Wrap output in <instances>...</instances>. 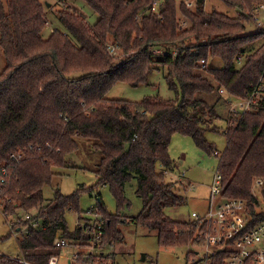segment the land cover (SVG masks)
Masks as SVG:
<instances>
[{"label":"trees","instance_id":"trees-1","mask_svg":"<svg viewBox=\"0 0 264 264\" xmlns=\"http://www.w3.org/2000/svg\"><path fill=\"white\" fill-rule=\"evenodd\" d=\"M85 1L99 14L96 23L63 9L59 18L65 31L56 29L44 38L47 18L40 0H0V46L7 60L0 73V204L14 220L28 212L32 216L23 224L39 220L46 226L31 223L30 234L21 240L27 259L37 264L60 253L54 245L57 236L82 240V245L93 238V228L69 227V210L78 211L80 218L96 215L103 227L97 240L100 252L88 259L91 264H117L107 250L125 241L122 223L157 231L161 246L192 245L197 224L166 212L188 201L187 186L166 173L177 167L170 154L173 136H191L200 149L216 155L217 146L206 133L218 131V103L223 99L230 109L228 98L243 97L264 73V28L247 31L264 0H223L238 7L234 16L208 12L207 0H196L194 9L186 1L163 0L157 11L155 0ZM111 41L120 54L110 52ZM155 47L167 50L156 54ZM240 55L244 61L238 66ZM211 58L222 59L224 65L210 66ZM156 69L164 72L177 99L108 97L118 82L148 83ZM221 88L225 94H219ZM261 104L241 118L230 113L233 121L224 131L227 145L218 163L223 196L248 200L253 225L264 219V185L259 197L254 189L255 179L264 178V94ZM80 138L90 140L102 155L96 186L83 184L72 194L57 188L46 198L44 187L52 185L56 169L74 161ZM133 180L142 208L131 216L123 209L131 206L127 186ZM102 185L110 188L117 211L108 210L101 194L90 212L82 210V192ZM260 200L259 210L253 203ZM0 264L24 263L1 255Z\"/></svg>","mask_w":264,"mask_h":264},{"label":"rangeland","instance_id":"rangeland-1","mask_svg":"<svg viewBox=\"0 0 264 264\" xmlns=\"http://www.w3.org/2000/svg\"><path fill=\"white\" fill-rule=\"evenodd\" d=\"M45 7L47 18L46 26L42 32L44 38L51 36L56 29L64 30L65 27L60 21L59 13L63 9L76 10L83 15L90 24H94L99 19V14L85 0H40ZM186 1V4L194 9L196 0H178ZM189 2V3H188ZM238 8V7H237ZM236 7H231L223 0H207L206 9L208 12L218 10L228 15H237ZM264 28V12L261 13L258 22L247 24V31H256ZM259 41L255 46L258 47ZM255 46L249 47L253 50ZM160 51L165 48L160 47ZM169 49V48H168ZM174 51H176L174 49ZM120 54V53H119ZM210 66H223L224 62L220 58H211ZM243 64V63H242ZM242 64H238L241 66ZM7 65L5 54L0 46V73L3 72ZM162 70L156 69L150 74L148 83L139 86H133L127 82H118L109 92L110 98H124L130 101L138 102L146 96H160L163 98L177 99L178 94L170 88L166 77ZM220 91V90H219ZM225 94L224 92H219ZM223 98V97H222ZM217 99V97H214ZM213 101V100H212ZM223 99L218 103L222 112V119L217 122L218 131L209 130L206 133L207 138L213 142L218 151L221 153L227 145V137L224 133L225 129H229L233 120H231L230 110L224 105ZM261 98H260V107ZM80 147L73 156L72 162L66 167L56 169L57 174L54 177L52 185L44 187L46 198L50 199L54 196L55 190L60 188L65 194H72L80 185L86 184L88 187L96 186L97 177L95 170L100 161L101 153L93 148V144L86 138H80ZM170 154L174 159L177 167L174 171H168V179H177L181 186H187L188 201L177 208H167L166 212L176 219H192V212L196 211L203 214L210 206L209 194L210 187L214 180L215 173L219 163V156L212 155L200 149L193 138L188 135L177 133L173 136L170 146ZM158 168H162L158 164ZM195 186V188H190ZM136 181H131L127 186V195L131 200V206L123 209L124 212L133 216L140 212L142 208V200L135 192ZM99 194L104 200L107 208L111 212L117 211L116 200L108 186H98L94 191H83L81 196V209L90 212L91 207H95L99 200ZM263 205V204H262ZM28 213L20 212L18 215ZM87 215H90L87 214ZM21 215L20 217H22ZM93 216V215H92ZM66 219L71 229H76L80 220L93 221L94 217L80 218V213L76 210H69L66 213ZM14 215L9 213L7 216L0 204V256L7 255L15 259L27 258L26 251L21 244L23 239L22 232H13ZM121 227L126 234L125 241L117 242L109 247L108 253L115 257L117 264H186V254L188 250L197 249L195 245L183 247H165L158 242L157 231L145 228L135 223H122ZM61 250V251H60ZM60 253L65 252L67 257L60 259V264H69L68 256L71 252L65 249H59ZM143 254L146 255L143 260ZM74 264H89L87 262H74Z\"/></svg>","mask_w":264,"mask_h":264},{"label":"built area","instance_id":"built-area-1","mask_svg":"<svg viewBox=\"0 0 264 264\" xmlns=\"http://www.w3.org/2000/svg\"><path fill=\"white\" fill-rule=\"evenodd\" d=\"M189 3V2H188ZM163 4V0H155L153 8L157 11L158 6ZM245 12V11H244ZM264 12V2L256 6L252 13L253 20L258 22L261 13ZM110 52L113 55L120 53V47L113 41L108 43ZM160 47H155L152 51L156 54L165 53L160 51ZM172 53L176 51L172 50ZM238 64H242L244 56H238ZM221 92L225 90L220 89ZM264 94V73L258 83L253 85L251 90L245 92L241 98L229 97L230 113L239 114V118L246 111H258L260 107V98ZM228 129V128H227ZM225 129V131H227ZM217 156H221L219 151ZM14 158H20L22 154H12ZM4 172H6L4 170ZM168 173V171H166ZM264 185V178H256L254 181L255 195L259 197V192ZM195 188V186H190ZM209 204L207 211L203 214L192 212V221L197 224V230L194 236V243L197 249L188 250L191 252L190 258L186 264H264V219L259 220L254 225L249 216L251 203L244 198H227L223 196L222 176L218 171L215 173L214 180L210 187ZM258 209L262 205V200L253 203ZM6 214V213H5ZM8 214H6L7 216ZM23 215L22 217H20ZM13 220V232H22L23 235L30 234V224L35 227L45 228L39 220H33L31 223L23 224L31 218L30 213H24ZM93 221L80 220L78 225L84 227L86 231L94 229L93 238L87 245L80 244L82 240H72L67 237L57 236L54 239V245L59 249H65L71 252L68 260L74 262H88V259L99 253L97 240L103 235V227L98 223L99 218L93 215ZM21 222V223H19ZM187 251V252H188ZM54 253L50 256L47 264H60L61 257H67V254ZM24 264H37L26 257L20 259ZM69 263V262H68ZM91 264V263H89ZM98 264V263H96Z\"/></svg>","mask_w":264,"mask_h":264},{"label":"water","instance_id":"water-1","mask_svg":"<svg viewBox=\"0 0 264 264\" xmlns=\"http://www.w3.org/2000/svg\"><path fill=\"white\" fill-rule=\"evenodd\" d=\"M145 257H146V255H145V254H143V258H142V259L144 260V259H145ZM68 262H69V264H72V261H71V259H69V260H68Z\"/></svg>","mask_w":264,"mask_h":264},{"label":"crops","instance_id":"crops-1","mask_svg":"<svg viewBox=\"0 0 264 264\" xmlns=\"http://www.w3.org/2000/svg\"><path fill=\"white\" fill-rule=\"evenodd\" d=\"M110 250V249H109ZM109 250H107V251H109ZM106 252V251H105Z\"/></svg>","mask_w":264,"mask_h":264}]
</instances>
